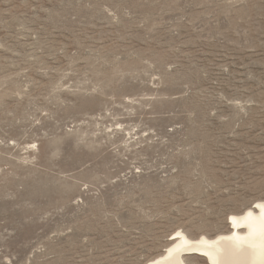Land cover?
<instances>
[{
    "label": "rangeland",
    "instance_id": "rangeland-1",
    "mask_svg": "<svg viewBox=\"0 0 264 264\" xmlns=\"http://www.w3.org/2000/svg\"><path fill=\"white\" fill-rule=\"evenodd\" d=\"M261 199L264 0H0V264H142Z\"/></svg>",
    "mask_w": 264,
    "mask_h": 264
},
{
    "label": "bare ground",
    "instance_id": "bare-ground-1",
    "mask_svg": "<svg viewBox=\"0 0 264 264\" xmlns=\"http://www.w3.org/2000/svg\"><path fill=\"white\" fill-rule=\"evenodd\" d=\"M228 224L214 236L174 231L164 251L142 264H264V199L231 214Z\"/></svg>",
    "mask_w": 264,
    "mask_h": 264
}]
</instances>
